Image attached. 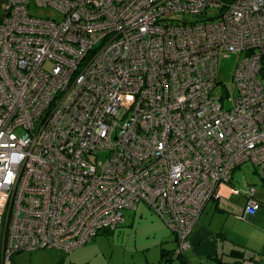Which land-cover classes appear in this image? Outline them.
I'll return each mask as SVG.
<instances>
[{
	"label": "built area",
	"instance_id": "built-area-1",
	"mask_svg": "<svg viewBox=\"0 0 264 264\" xmlns=\"http://www.w3.org/2000/svg\"><path fill=\"white\" fill-rule=\"evenodd\" d=\"M0 11V264L71 253L140 202L183 256L234 171L251 164L264 187V0H0ZM221 54H244L228 110ZM242 194L254 216L255 189Z\"/></svg>",
	"mask_w": 264,
	"mask_h": 264
},
{
	"label": "crops",
	"instance_id": "crops-1",
	"mask_svg": "<svg viewBox=\"0 0 264 264\" xmlns=\"http://www.w3.org/2000/svg\"><path fill=\"white\" fill-rule=\"evenodd\" d=\"M251 186L253 185L245 183V189L237 191L233 173L229 184L219 187L217 199L211 200L201 213L190 237L191 247L184 252L181 260L167 263L163 256V253L169 255L175 250L176 241L162 222L160 226L154 227V233L151 236L148 235L146 243L138 242L136 237H124L122 234L115 235L112 239L97 238L98 240L89 246V249L95 248L92 258L98 259L99 264H243L247 260L252 264H258L254 256L261 255L264 258V247L256 249L257 245L245 243L237 239L235 235L240 226L248 223L255 231L252 241L254 243L264 241V226L260 227V224L264 222V204L257 199L262 203L260 209L254 216H244L246 197L242 191ZM132 211L138 213V205ZM139 214V216L143 215L142 212ZM126 222L127 219L123 216V225ZM104 243L111 244L107 248L108 253L103 247ZM133 243L135 253L130 251ZM89 249L86 251L88 252ZM85 253L82 255L73 253L71 260L67 263L63 259L54 264H89L90 259L84 258ZM248 253H250L249 256ZM116 254H120L118 259L114 257Z\"/></svg>",
	"mask_w": 264,
	"mask_h": 264
},
{
	"label": "rangeland",
	"instance_id": "rangeland-1",
	"mask_svg": "<svg viewBox=\"0 0 264 264\" xmlns=\"http://www.w3.org/2000/svg\"><path fill=\"white\" fill-rule=\"evenodd\" d=\"M29 13L31 16L41 19H60L61 16L57 11L51 10V9H40L36 8L34 4H31L29 7ZM213 13H210L212 15ZM2 13L0 11V17ZM244 57V54H230L227 57H224L222 54L219 56L218 59V65H217V74H216V82H217V88L216 94L218 96L223 97V105L226 110L230 109L233 105V99L237 96V88L233 82V75L235 71V67L238 65L240 60ZM47 67V66H46ZM99 159H104V153L99 154ZM240 169V170H239ZM239 170V171H238ZM258 174L256 169L249 163L244 164L240 168H238L234 172V184L235 189L237 191L245 189V183L253 185L250 188L256 189V199L260 200L264 204V187H262V183H260V180L258 178ZM138 213L133 212L132 210H125L123 211V216L125 219H127V222L125 225H123V222L119 225L116 230H114L113 233H104L101 232L92 242L86 244L80 249H77L71 253H64L60 251H54V250H37L33 252H23L14 255L11 258V261L13 264H54L56 262H59L60 260L64 259V262L67 263L68 260H71V257L74 254L82 255L84 252V258H89L90 263L89 264H99L98 259L92 258V253L95 250L89 249L93 243L98 240L97 238H105V239H112L115 235H121L124 237L131 236L136 237V240L138 242H145L147 240L148 235H153L154 233V227L157 225H161L160 222L164 224V222L154 213H152L148 207L140 202L138 204ZM140 212H142V216H139ZM135 214V215H134ZM165 225V224H164ZM264 226V222L260 224V227ZM166 226V225H165ZM241 228L238 230V232L235 234L237 236V239L251 245H257L256 249H259L260 247H264V241L260 240L258 243H254L252 240L254 235V228L251 224H244L240 226ZM107 234V235H104ZM259 243L260 246H259ZM108 246H111L110 243H104L103 247L106 248V253H108ZM132 251L133 253L136 252L135 250V244L133 243ZM87 249L88 252L86 251ZM257 251V250H256ZM74 253V254H73ZM252 253V252H251ZM73 254V255H72ZM253 254V253H252ZM120 254H116L114 257L118 259ZM248 256L250 253L247 254ZM255 261L257 262H264V258L261 255L254 256ZM83 260V259H80ZM243 264H252L248 260L245 261Z\"/></svg>",
	"mask_w": 264,
	"mask_h": 264
},
{
	"label": "trees",
	"instance_id": "trees-1",
	"mask_svg": "<svg viewBox=\"0 0 264 264\" xmlns=\"http://www.w3.org/2000/svg\"><path fill=\"white\" fill-rule=\"evenodd\" d=\"M260 202V201H259ZM261 203V202H260ZM262 204V203H261ZM104 233H112V232H110V231H105ZM233 253V255H236V253L235 252H232ZM164 255V257L166 258V261H167V263H169V262H171V261H175V260H181V258H182V256L181 255H178L176 258H174V251L172 252V253H170L169 255L168 254H165V253H163ZM251 260H252V258H251ZM258 264H260V263H258ZM261 264H264V262L263 263H261Z\"/></svg>",
	"mask_w": 264,
	"mask_h": 264
}]
</instances>
